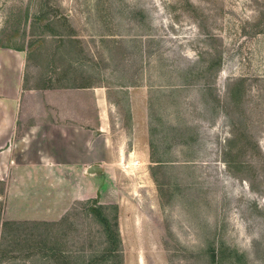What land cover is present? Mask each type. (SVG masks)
<instances>
[{
  "label": "rangeland",
  "instance_id": "374dc122",
  "mask_svg": "<svg viewBox=\"0 0 264 264\" xmlns=\"http://www.w3.org/2000/svg\"><path fill=\"white\" fill-rule=\"evenodd\" d=\"M0 47L27 52L32 85L109 87L128 132L143 88L150 157L109 192L111 259L86 208L38 216L0 181V264H264V0H0Z\"/></svg>",
  "mask_w": 264,
  "mask_h": 264
},
{
  "label": "crops",
  "instance_id": "0c3cea01",
  "mask_svg": "<svg viewBox=\"0 0 264 264\" xmlns=\"http://www.w3.org/2000/svg\"><path fill=\"white\" fill-rule=\"evenodd\" d=\"M27 57L25 50L0 47V181L7 200L36 197L46 203L36 215L49 219L75 201L118 203L109 195L113 186L150 159L146 91L129 89L128 132L114 118L118 104L109 87L32 85ZM94 166L100 170L91 172Z\"/></svg>",
  "mask_w": 264,
  "mask_h": 264
},
{
  "label": "trees",
  "instance_id": "16d2710c",
  "mask_svg": "<svg viewBox=\"0 0 264 264\" xmlns=\"http://www.w3.org/2000/svg\"><path fill=\"white\" fill-rule=\"evenodd\" d=\"M17 50H24L22 48H15ZM153 158V156H152ZM153 161V160H152ZM152 170V175H155V168L151 167ZM78 206L79 208L83 209L86 208L87 213H89L96 223L99 224V226L102 229L103 234L106 236L105 242L107 243V246L104 247L105 253L103 255V259H111L119 257L121 254L120 252V245L122 243L121 237H120V228H119V206L118 204H109V203H101V201L98 198H91L87 200H82V201H76V205L73 208V211H78ZM69 214V213H68ZM69 215L64 216L61 221L59 222H47L44 220H27V221H6L4 226L8 227H14V228H20L25 225H32L36 227L38 230H40L41 227L46 226V225H53V226H58L62 222H67L69 219ZM43 239H40L39 241L42 242ZM58 246L57 244H54L51 249L54 252H57ZM60 250V249H59ZM60 254L62 257L66 258L68 257V253L66 252H61ZM66 254V255H65ZM70 257V256H69ZM94 258L89 259L88 261L85 259L83 264H93L94 263ZM107 263V262H106ZM107 264H117L116 260L112 261L111 263Z\"/></svg>",
  "mask_w": 264,
  "mask_h": 264
},
{
  "label": "water",
  "instance_id": "95a60500",
  "mask_svg": "<svg viewBox=\"0 0 264 264\" xmlns=\"http://www.w3.org/2000/svg\"><path fill=\"white\" fill-rule=\"evenodd\" d=\"M100 170V168L99 167H97V166H94V168H92L90 171L91 172H94V171H99Z\"/></svg>",
  "mask_w": 264,
  "mask_h": 264
}]
</instances>
